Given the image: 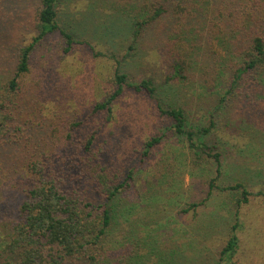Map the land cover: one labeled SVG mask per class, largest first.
Here are the masks:
<instances>
[{
	"label": "trees",
	"instance_id": "trees-1",
	"mask_svg": "<svg viewBox=\"0 0 264 264\" xmlns=\"http://www.w3.org/2000/svg\"><path fill=\"white\" fill-rule=\"evenodd\" d=\"M28 1L36 31L8 61L14 69L10 80L0 82V264H175L163 249L157 254L152 234L138 244L144 235L136 233L142 227L131 214L141 203L139 194H132L135 169L124 174L104 161L98 128L84 136L78 129L100 113L110 121L122 98L146 97L168 125L142 144L141 161L172 133L184 139L193 168L213 159L220 172L216 143L224 109L264 120V0H117L131 43L122 59L114 58L111 92L72 123L62 144L46 134L39 144L32 143L36 128L28 111L31 95L49 93L54 85L56 60H50L48 40L60 35L66 53L81 42L76 28L60 15L61 0ZM150 52L155 62L166 65L161 76L143 67L146 76L136 81L122 70L130 56ZM176 83L199 84L194 91L207 86L217 96L207 109L197 104L206 109L205 123V114L200 121L191 117L187 100L181 104L165 95L164 102L162 92ZM242 194L240 205L249 201L246 189ZM199 206L193 202L183 211ZM239 225L233 226L215 264H237Z\"/></svg>",
	"mask_w": 264,
	"mask_h": 264
},
{
	"label": "rangeland",
	"instance_id": "rangeland-1",
	"mask_svg": "<svg viewBox=\"0 0 264 264\" xmlns=\"http://www.w3.org/2000/svg\"><path fill=\"white\" fill-rule=\"evenodd\" d=\"M28 2L0 0L1 83L12 76L10 58L36 31ZM122 7L117 0H61L60 15L76 28V38L81 43L66 53L60 35L48 40L50 60H56L51 69L54 85L49 93L31 95L28 117L32 115L30 125L36 128L32 143L39 144L40 137L46 134L52 143L62 144L72 123L84 119L93 103L113 89L115 59H122L131 43ZM152 55H132L122 70L136 81L146 76L143 67L161 76L166 65L162 60L155 62ZM198 86L176 83L168 86L170 89L163 91L162 97L164 102L170 97L181 104L187 100L191 117L200 121L205 114L201 118L205 123V110L213 105L208 101L217 96H211L207 86L194 91ZM104 117L100 113L87 120L78 134L84 136L98 128L97 144L105 152L104 161L120 166L124 174L135 169L132 194H139L141 203L131 214L142 227L136 233L145 237L139 236L138 244L148 241L152 234L158 244L157 254L163 249L175 264H215L233 226L239 222L240 244L234 261L264 264V120H254L247 112L234 108L224 109L216 143L221 159L218 172L213 159L193 168L183 148L184 139L172 133L141 161L142 144L152 135L165 132L168 125L146 97L122 98L114 106L112 119L105 122ZM239 183L242 186H237ZM244 189L249 192V201L240 205ZM210 192L207 201L201 203ZM193 202L200 206L184 212Z\"/></svg>",
	"mask_w": 264,
	"mask_h": 264
}]
</instances>
